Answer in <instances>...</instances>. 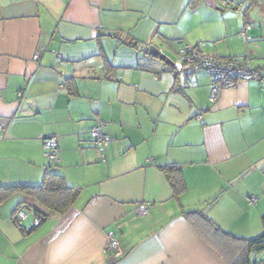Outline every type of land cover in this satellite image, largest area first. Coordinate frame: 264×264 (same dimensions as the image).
Returning <instances> with one entry per match:
<instances>
[{
    "label": "crops",
    "instance_id": "crops-1",
    "mask_svg": "<svg viewBox=\"0 0 264 264\" xmlns=\"http://www.w3.org/2000/svg\"><path fill=\"white\" fill-rule=\"evenodd\" d=\"M233 1L227 11L232 0H0V187L40 184L48 165L42 141L52 136L54 170L80 190L64 215L30 233L11 220L23 196L4 200L0 264H241L234 244L184 212L201 210L237 238L263 235L264 206L251 202L254 180H244L264 175V75L210 104V76H188L169 55L187 45L222 58L248 54L259 66L264 1ZM251 5L259 30L243 38ZM241 6L243 20L231 25ZM98 122L111 138L104 150L89 135ZM171 164L186 187L179 196L160 171ZM142 203L145 216L137 212ZM109 237L118 259L105 253ZM249 258L264 264V251Z\"/></svg>",
    "mask_w": 264,
    "mask_h": 264
},
{
    "label": "built area",
    "instance_id": "built-area-1",
    "mask_svg": "<svg viewBox=\"0 0 264 264\" xmlns=\"http://www.w3.org/2000/svg\"><path fill=\"white\" fill-rule=\"evenodd\" d=\"M229 4L230 1L225 3L226 6ZM250 29L251 27L245 24L240 32V36L246 38V33ZM178 55L181 59L182 68L187 71L188 76L198 70H203L210 76V104L215 103L219 99L223 90L235 88L239 81L259 80L262 79L264 75V65L262 67H253L249 56H243L240 58H222L216 55H206L200 52L197 48L187 45H184L178 51ZM40 56L41 53H36L33 56V60L37 61ZM21 96V92L17 94V97L21 98ZM198 120L202 122L201 115L198 116ZM105 128L106 125L104 123L98 122L90 129V139L99 150H104L111 142V138ZM4 132L5 127L0 125V140L3 138ZM42 148L47 162L50 166H55L59 161V143L57 139L52 136L45 137L42 141ZM251 202L255 203L256 199H252ZM137 212L142 216L147 215L148 205L144 203L140 204ZM11 220L12 222L19 224L31 221L30 224L25 226L26 229L33 225L36 226L39 223L33 215L32 210H27L25 208H18L15 210L11 215ZM104 250L105 253L110 254L113 259H118L122 256L118 242L113 237L108 238ZM248 264H257V262L256 260H250Z\"/></svg>",
    "mask_w": 264,
    "mask_h": 264
},
{
    "label": "trees",
    "instance_id": "trees-1",
    "mask_svg": "<svg viewBox=\"0 0 264 264\" xmlns=\"http://www.w3.org/2000/svg\"><path fill=\"white\" fill-rule=\"evenodd\" d=\"M130 45L132 46L131 43H129V46ZM73 85V80L68 79L66 86L70 91V94L74 95L76 90H72ZM46 167L43 179L38 185L28 186L18 184L0 187V204L13 195H22L23 201L15 210L18 208L32 210L33 215L39 221L38 225H33L28 229H26L23 224L13 222L23 233L32 232L52 216L59 217L64 215L79 195L80 190L78 188L67 186L64 177L54 170L55 166L52 167L48 163ZM160 171L168 182L174 196H179L185 192L186 187L182 178L181 168L179 166L175 164L167 165L161 167ZM224 191L225 190H222L210 204L215 203ZM184 217L189 222H192L195 217H199L209 224L211 228H213L217 236L222 238L227 243L234 244L236 249L240 251V255L237 259L242 260L241 264L249 263V255L253 251H264V233L259 238L246 240L234 237L230 233L221 231L201 210L184 212ZM243 256L245 257L243 258Z\"/></svg>",
    "mask_w": 264,
    "mask_h": 264
},
{
    "label": "rangeland",
    "instance_id": "rangeland-1",
    "mask_svg": "<svg viewBox=\"0 0 264 264\" xmlns=\"http://www.w3.org/2000/svg\"><path fill=\"white\" fill-rule=\"evenodd\" d=\"M262 1H264V0H262ZM234 6H235V1H233L232 0V3H231V5L229 6L230 8H228V7H226V8H228L227 9V11H231V10H229V9H233L234 8ZM245 9V7L244 6H241V9H240V11H234V12H231V14H230V16H229V22L231 23V25H233V19H236V16H238V17H240V22L243 20V16H242V14H243V10ZM253 12H254V6L253 5H251L250 7H249V9H247L246 10V12H245V17L247 18V19H249V18H256L255 17V14H253ZM250 21H252V20H250L249 19V23L250 24H247V25H249L250 27H251V29L254 27V28H256L257 30H259V28H258V26L259 25H256V24H254V23H251ZM241 29V26L238 28V32H239V30ZM249 44H252V42H250ZM260 46H264V41L263 42H259L258 43ZM184 45H179V48L176 50H172V52H168V51H166L167 52V54L169 53V55H170V57H171V60L173 61V62H179V56H178V51L183 47ZM244 56H249L248 54H246V55H244ZM250 57V56H249ZM254 62V61H253ZM258 62H259V66H257V67H262L263 65H264V59H260V60H258ZM251 65H252V63H251ZM254 175V176H253ZM264 176V175H263ZM263 176H259V174H250V175H248L247 176V179L246 180H244L245 181V183H251V181H252V179L254 180L253 181V183H251L253 186H255V188H252L254 191H257V193L259 194H257V195H253L254 196V199H256V202H259L260 203V206H264V177ZM253 177V178H252ZM244 181H243V183H244ZM252 200V199H251ZM256 204V203H255ZM24 226H27L28 225V222H26V223H24L23 224ZM264 232V227H263V225H262V233ZM261 233V234H262Z\"/></svg>",
    "mask_w": 264,
    "mask_h": 264
},
{
    "label": "water",
    "instance_id": "water-1",
    "mask_svg": "<svg viewBox=\"0 0 264 264\" xmlns=\"http://www.w3.org/2000/svg\"><path fill=\"white\" fill-rule=\"evenodd\" d=\"M139 51H144L146 50V53L151 56V57H154V58H158L160 61L166 63V64H172L169 60V58L164 55L163 53H161L159 51V49H157L156 47L154 46H149V47H146L144 45L140 46Z\"/></svg>",
    "mask_w": 264,
    "mask_h": 264
}]
</instances>
